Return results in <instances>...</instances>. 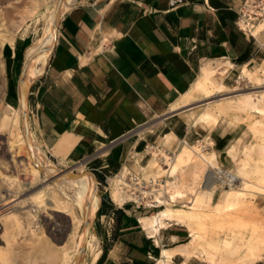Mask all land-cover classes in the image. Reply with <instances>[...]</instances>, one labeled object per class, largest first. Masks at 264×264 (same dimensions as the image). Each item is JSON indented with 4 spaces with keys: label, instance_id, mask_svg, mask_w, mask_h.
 <instances>
[{
    "label": "crops",
    "instance_id": "0c3cea01",
    "mask_svg": "<svg viewBox=\"0 0 264 264\" xmlns=\"http://www.w3.org/2000/svg\"><path fill=\"white\" fill-rule=\"evenodd\" d=\"M242 2H73L61 14L45 67L27 87L26 118L28 111L34 142L59 161L86 158L107 172L123 166L132 172L134 166L140 175L149 158L147 145L162 147L163 136L171 132L179 145L194 141L199 134L195 125L181 116L188 108L171 105L192 89L204 66L218 63L213 68L220 69L229 62L228 75L264 46L237 26ZM33 41L28 45L18 38L1 47L10 112L20 104L21 76ZM211 140L224 151V134L215 131ZM115 214L117 237L104 251L100 248L95 264H152V257L156 264L163 248L173 250L167 264H204L179 250L190 237L186 226L172 223L151 236L132 207L100 198L94 215L112 221ZM252 264H264V258Z\"/></svg>",
    "mask_w": 264,
    "mask_h": 264
},
{
    "label": "rangeland",
    "instance_id": "374dc122",
    "mask_svg": "<svg viewBox=\"0 0 264 264\" xmlns=\"http://www.w3.org/2000/svg\"><path fill=\"white\" fill-rule=\"evenodd\" d=\"M30 1L32 2V0H0V13L8 9L13 10L11 13L12 17H9L3 13L0 14V40L3 39L4 44L5 42H12L18 38H25L27 40V44L29 45L32 40L41 33L42 28L46 23L48 12L55 5V0L45 2H42L41 0L37 1V10L25 20L24 24L17 26L18 28H16L17 17L19 13L23 11L22 7L26 3L29 4ZM77 1L80 0H75L74 2ZM13 15L15 16V19H12L14 18ZM8 19L11 22H9ZM59 20L60 18L58 19L57 24L59 23ZM256 37L261 39L262 43H264V30L260 31ZM243 65H245V69L248 71V73L238 80L237 77L239 76ZM213 66L218 67L219 65L216 63L213 64ZM219 70L220 69L216 70V76L218 80L221 79L220 81L224 83L222 90L217 92L215 87L210 84H206L203 88L195 87L193 85L192 89L189 90L188 96L191 98L190 104L189 106H186L188 109L181 112V116L185 120L186 118H189L191 124L195 125L194 128L199 133L196 134L197 138L194 141L189 142V144H193L197 139H201V143L204 146L203 150L201 151L208 153L206 151L213 150L217 157L216 163L222 170L230 172L235 171L237 168V161L240 157L248 158L254 164H258L260 166L264 165V158L259 156L257 150V143L260 138L258 137V134L254 132L251 122L252 118L257 116L250 115L247 111L243 110L231 111L228 109V105L234 101L235 97L244 96L246 94L260 96L261 93H264V46L258 49L256 56L252 61L240 65L238 69H234L228 75L227 73H218ZM4 91L5 67L2 61L0 50V115L5 112L10 113L12 110L10 108L11 105L9 106V104H7L4 99ZM223 96L226 98H221ZM183 97L184 95H182L180 98ZM207 101H211L208 104L207 109L212 112V116L207 119H198L194 121L196 118L194 115H197V113L204 107V103ZM174 104L175 102L171 105V107ZM15 108H21V89L20 104ZM220 109H225V111L222 112ZM202 122L207 124H217H213V126L206 125ZM27 124L30 137L33 139L30 132L28 111ZM215 131L224 134V141L226 144L224 146V151L222 152L216 150L217 148L214 143L209 144V141H211ZM13 137H15L14 133L10 134L7 129L0 127V206L9 203L3 208L0 207V250L5 245V238L2 236L4 230H7L8 233L14 232V229L11 226V219L6 215L11 213V211L20 213L22 215L28 208L35 207L37 215L36 221L38 222H36L37 226L35 234H30L27 230L26 232L24 231L19 233L15 231L16 240L19 243L17 244L16 241L14 243L15 247L13 248V251L15 252L16 256L15 262L13 264H53L51 258L48 256V249L52 246L59 247L58 245H61L66 240L67 232L70 231L72 225L69 224L68 218L66 216L56 215V212H54L51 208L54 204L52 203V200L48 205L42 204L40 207H37L32 205V195L36 190L44 186V184L49 183L56 188L53 190L55 199H60L59 201L63 203L67 202V204L70 203V201L68 196L63 193L61 188L59 189L57 184L53 182L54 177L57 176L58 172L48 175L45 169L42 167H37L36 162H34L30 156V148L28 149L25 143H23L25 148H21L18 151L17 148L20 143L16 137ZM9 139H11L13 142L11 143V140ZM160 139L161 138H159L158 141H160ZM173 139L174 141L176 140V143L171 146V141ZM162 142L163 141H161V143ZM150 145L151 144H149V146ZM153 145H155V143ZM164 145L170 147V149H168L170 153L178 151L179 149V142L177 141L176 137H171L165 143L163 142L162 147H164ZM36 146L43 153V158L40 160L41 164H45V161L48 160L49 163L58 166V169H61L60 172L67 170L71 171V173L86 174L91 183L94 185L99 199L102 197H108L109 199L111 198L110 191L112 184L108 178H112L116 172H107L95 169L93 161H89L86 158L75 161H59L49 157L43 150L39 148L37 144ZM230 147H233L232 151L234 156L230 155L228 152ZM153 151L155 150L149 149L148 151H145V153L149 154L147 155L149 157L147 162L149 159L154 157ZM37 157L38 156L35 155L36 159ZM157 161L163 164V162L159 160ZM180 164L184 165V176L186 180H188L193 173V168H191V164H188L182 159ZM34 168H36L35 173L32 171ZM133 170L135 171L137 169L133 166ZM119 172L120 170L117 171V176L114 177L115 179L119 177ZM134 173H137V171ZM146 173L149 174V170L142 169L141 175L146 176ZM89 174L94 178V180ZM163 175L164 172H162L161 176ZM107 181L109 183V187H106L108 185ZM229 185L230 184L228 183L220 184V187H218L214 192L213 200L217 201L220 193H224V189L228 188ZM204 187L206 188L208 185L204 184L203 186L198 187V190L202 192L205 190ZM44 197L50 201V199H48L49 195L45 194ZM128 198L129 196L127 195L124 202L119 205L126 203V205L132 207L140 216L149 214L150 212H154L156 209H158L142 206L138 207L132 201H129ZM187 199L188 198H186L185 201ZM217 203L219 204V208L216 209L214 206L211 207V209L216 212L215 216H217V218L213 219L212 222L205 224L212 227L213 231L209 230L208 233L211 234L213 238H218L217 246H215V244L212 243L208 237H206L204 240H201V245L199 248L195 252L191 253L192 256L195 255L197 258L204 260V264H211V260L214 262V264H252L255 260L264 258V194L257 193L256 195H245L232 206H228L227 202L225 201H218ZM169 204L174 206H182V203L178 202L177 204L172 202ZM183 204L188 203L184 202ZM184 207H186V205ZM205 209L210 208L205 207ZM96 210L97 208L95 211ZM75 211L77 213L79 212L76 206ZM89 219V225L91 227L87 234L93 236V238L96 239V242H98V248H101L102 251H104L106 247H109V245L113 243V240L111 239L114 237L115 240V237H117L118 214H115V218L112 221L107 220L106 217L99 216L97 218L95 215ZM29 223L32 224V222ZM84 227L85 223L79 227V230L81 231ZM24 228H28L26 221ZM227 238H231L232 246L238 245L236 250H231L226 246V244H224ZM189 239L190 237L187 234V237L183 240V243ZM15 244L18 246V248ZM184 246H186V244ZM249 247L254 248L252 251L253 253L249 252ZM153 255L155 256L156 254ZM85 259L86 262H89L88 256H85ZM151 260H153V264L155 259L152 257ZM0 264L5 263L0 261Z\"/></svg>",
    "mask_w": 264,
    "mask_h": 264
},
{
    "label": "bare ground",
    "instance_id": "6f19581e",
    "mask_svg": "<svg viewBox=\"0 0 264 264\" xmlns=\"http://www.w3.org/2000/svg\"><path fill=\"white\" fill-rule=\"evenodd\" d=\"M37 1L40 0H32L29 4L26 3L27 5H22L23 11L20 10L22 12L19 13L18 17L16 16V28H18L17 26L24 24L25 20L37 10ZM41 1L45 2L50 0ZM74 1L75 0H55V5L48 12L47 20L41 33L34 39L31 48L27 50L25 69L21 76L23 82L21 89V102L26 96L27 87L31 82V79L42 72L45 67L54 42L58 19L62 12L67 10ZM12 12L13 10L8 9L4 10L2 13L12 17ZM12 19H15V16ZM10 20L9 22H11ZM247 29L252 35L257 36L260 31L264 30V22L258 21L253 24L249 23ZM3 44L4 40L1 39L0 48ZM229 65V62L224 63V66L220 68L218 73H226ZM213 67L214 66L211 67L209 65L204 66L201 76L193 85L195 87L203 88L206 84H210L215 87L217 92L222 90L224 83L220 81L221 79H217L216 70L218 69ZM247 73L248 71L243 67L237 79H241ZM183 95L184 97L179 98L171 107L172 109L189 106L191 100L188 96L189 90ZM221 98L226 97L223 96ZM210 102L211 101H207L204 103V107L197 113V115H194L196 116L194 121L198 119H207L212 116V112L207 109ZM228 109L231 111L243 110L247 111L250 115L257 116L253 117L251 122L254 132H256L260 138L257 143L259 156L264 158V93H261L260 96L246 94L244 96L235 97L234 101L228 105ZM220 110L222 112L225 111V109ZM0 116V127L7 129L10 134L14 133V136L18 139L20 143L18 145L19 149L17 148L18 151L21 148H25L23 146V143H25L28 149L30 148V156L34 162H36L37 167L45 169L48 175L58 172L57 176L54 177L53 182L57 184L59 189L61 188L70 201V203L67 204V202L63 203L59 201L60 199H55L53 195L55 187L49 183L44 184V186L40 187L32 195V205L40 207L42 204L48 205L52 200V203H54L51 207L52 210L56 212L57 216H66L69 224L72 225L70 231L67 232L66 240L61 245H58L59 247L52 246L48 249V256L51 258L52 263L93 264L98 258L101 250L97 246L98 242H96V239L87 234L90 231L89 218L94 216L95 209L99 204V196L96 194L94 185L86 174H74L67 170L60 172L61 169H58V166L55 164L49 163L48 160L45 161V164L40 163V160L43 158V153L38 149L36 143L30 137V133L27 129L28 124L25 105L21 106L19 109H13L10 113H2ZM163 137L165 143L171 137H175V135L171 132L165 134ZM12 142L13 141L11 140V143ZM212 143V140L209 141V144ZM203 147L201 139H197L193 144H189L187 141L183 140L180 142L178 151H174L173 153H170L168 148L158 147L153 144L150 146L147 145L145 151H148L149 149L155 150L153 151L154 157L149 159L145 165H141V169L149 170V174L146 173V176H142L141 174L139 175L130 172L126 166H123L118 174L119 177L116 179L114 178L117 176L116 173L112 178H108L112 184L110 191L111 199L117 204H122L127 195L129 196V200L136 198L137 192L142 193L145 197L154 198V201L159 202L161 205L160 208L156 209L151 214L140 216L138 219L149 235L154 236L161 227H165L172 223L181 224L188 228L190 239L185 243L186 246L183 249H179L185 256H189L191 253L195 252L201 245V240H204L206 237L217 246L218 238H213V236L208 233L209 230L213 231V229L211 226L205 224L212 222L213 219L217 218V216H215L216 212L213 211L211 207L214 206L216 209L219 208L218 201H225L228 206H232L245 195H256L257 193L264 194V165L260 166L254 164L248 158L240 157L237 161V168L235 171L230 172L222 170L216 163V153L213 150L204 153L201 151L203 150ZM232 149L233 147H230L228 152L230 155L234 156ZM35 155L38 156L37 159L35 158ZM156 158L163 162V164L159 163ZM181 159L188 164H191V168H193V173L189 179L187 178L188 180H186L184 176V165L180 164ZM32 171L35 173L36 168L32 169ZM162 172H164V181H160L159 178ZM128 176H130V182L127 180ZM91 178L94 180L92 176ZM137 183H141V185H138ZM225 183L230 184V187L228 186V188L224 189V193H220L218 200L214 201V192L220 187V184ZM204 184H207L208 187H204L205 190L200 192L198 187H201ZM45 194L49 195L48 199H50V201L44 197ZM186 198L188 199L185 201ZM171 202L176 204L177 202L182 203V206L169 204ZM184 202H187L188 204H183ZM6 205H1L0 207L3 208ZM185 205L186 207H184ZM75 206L78 208V213L75 211ZM205 207H209L210 209H205ZM25 213L21 215L20 213L11 211V213L6 215L11 219V226L13 227L14 232L8 233L7 230H4L2 233V236L5 238V245L0 250V261L5 264H13L15 262L16 255L13 251V248L15 247L14 243L15 241L17 244L19 243L16 240V232H26L27 230L30 234H35L37 226L36 208L30 207ZM25 221L28 225L27 229L24 228ZM29 222H32V224ZM83 223H85V227L80 231L79 227L82 226ZM224 244H226L231 250H236L238 248V245L232 246L231 238H227ZM248 249L249 252H252L254 248L249 247ZM172 253L173 250L163 248L161 252L162 256L158 258L156 264H167V260L171 257ZM85 256L89 257V262H86ZM210 263L214 264L212 260Z\"/></svg>",
    "mask_w": 264,
    "mask_h": 264
},
{
    "label": "built area",
    "instance_id": "2783aa9c",
    "mask_svg": "<svg viewBox=\"0 0 264 264\" xmlns=\"http://www.w3.org/2000/svg\"><path fill=\"white\" fill-rule=\"evenodd\" d=\"M258 21L264 22V0H243L237 12V18H236L237 26L249 32L250 34V31L247 29L248 24L249 23L253 24L254 22H258ZM133 172L135 171L133 170ZM159 178H160V181H164L165 179L164 175L160 176ZM127 180L129 182L131 181L130 176L127 177ZM107 184L108 185L106 187H109L108 181H107ZM137 184L141 185V183H137ZM129 201H132L138 207L139 206L148 207V208L161 207L158 201H154V198L145 197L143 196L142 193H139V192H137L136 198H133L132 200H129Z\"/></svg>",
    "mask_w": 264,
    "mask_h": 264
},
{
    "label": "water",
    "instance_id": "95a60500",
    "mask_svg": "<svg viewBox=\"0 0 264 264\" xmlns=\"http://www.w3.org/2000/svg\"><path fill=\"white\" fill-rule=\"evenodd\" d=\"M26 96H27V92H26ZM26 96L24 98V100L21 102V106L25 105L26 106ZM28 140V138H27ZM75 174V173H74ZM91 227V226H90ZM89 228V227H88Z\"/></svg>",
    "mask_w": 264,
    "mask_h": 264
},
{
    "label": "trees",
    "instance_id": "16d2710c",
    "mask_svg": "<svg viewBox=\"0 0 264 264\" xmlns=\"http://www.w3.org/2000/svg\"><path fill=\"white\" fill-rule=\"evenodd\" d=\"M101 209H99V211H100Z\"/></svg>",
    "mask_w": 264,
    "mask_h": 264
}]
</instances>
